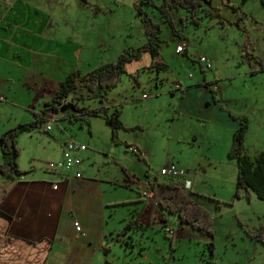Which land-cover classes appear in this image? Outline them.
Masks as SVG:
<instances>
[{"label":"rangeland","instance_id":"rangeland-1","mask_svg":"<svg viewBox=\"0 0 264 264\" xmlns=\"http://www.w3.org/2000/svg\"><path fill=\"white\" fill-rule=\"evenodd\" d=\"M70 1V17H76L79 30L84 29L86 21L97 22L92 29L93 36L101 37L106 43L112 40L117 53L145 42L144 25L135 10L139 0H87L88 7L81 0ZM200 1L218 13L215 18L204 17L196 25L185 20L184 9L172 10L174 26L181 28V35L175 36L166 22L160 23L156 58L143 52L138 60L127 63L125 73L109 91L107 99L79 102L82 108H99L108 114L118 107L119 119L126 128L116 132L118 144L112 142L110 126L102 117L85 114L82 118L88 121L90 134L87 122L76 120L73 114L49 119L42 127L29 132L16 131L17 162L23 170L53 159L60 149V140L72 135L89 145L88 157L83 160L88 162L89 173L121 184L117 190L121 198L125 195L135 200L139 196L136 177L143 182L148 174L156 173L161 181L169 182L159 171L171 164L197 178L198 191H190L194 200L212 213L213 239L180 223L175 214L167 213L168 221H163L159 209L155 219L142 217L139 230L130 229L127 235H118L125 224L121 216L137 214L140 209L126 208L129 205L116 210L112 207V217L106 219V236L92 264H264V240L255 241L244 230L254 232L260 224L264 226V201L254 195L250 200L232 201L236 166L234 159H228L227 152L234 127L215 121L221 104L233 114L247 112L242 114L248 123L247 153L253 155L256 150H264V0ZM57 4L61 5L62 0H57ZM67 5L63 0V10ZM231 5L239 10L233 12ZM143 8L155 22L161 21L154 7ZM65 23L62 21V26ZM178 43H186L182 53L176 52ZM119 54L110 56L111 61L103 58L99 65L115 62ZM202 56L209 60L211 68L200 62ZM157 61L164 65L158 67ZM204 73L208 80L202 86ZM211 79L210 85L207 82ZM176 82H182L191 91L188 100L181 102L179 111L181 91L175 86L172 89ZM212 86L216 89L212 90ZM52 88L57 90V86ZM1 109L0 132L7 124ZM130 146L138 147L143 157L139 159ZM0 160H3L1 149ZM142 182L139 184L143 188ZM161 192V187L156 186L155 197ZM217 196L230 205L220 203L217 208V202L212 199ZM143 203L140 199L133 206L141 208ZM110 228L115 231L109 232ZM211 240L212 251L207 244Z\"/></svg>","mask_w":264,"mask_h":264},{"label":"crops","instance_id":"crops-1","mask_svg":"<svg viewBox=\"0 0 264 264\" xmlns=\"http://www.w3.org/2000/svg\"><path fill=\"white\" fill-rule=\"evenodd\" d=\"M70 3L65 0L68 5L63 10V0L61 5L57 0H0V107L7 120L1 136L32 120V111L39 112L42 107H47L45 102H49L55 92L52 87L58 89L67 75L77 70L85 74L99 66L103 58L111 61L110 56L116 57L120 53L112 47V40L106 43L101 37L93 36L92 29L97 22L86 21L84 29L79 30L76 17H70ZM62 21H66L63 26ZM202 75V81H205L206 74ZM211 81L213 79L207 83L211 85ZM174 86L181 91L179 111L181 102L188 100L191 91H187L188 87L182 82L174 83L172 89ZM205 97L208 98L207 94ZM217 110L219 115L215 121L230 128H235V118H243L242 114L247 113L233 114L222 104ZM64 116L59 111L52 118L57 120ZM86 127L90 134L89 123ZM70 137L75 139L65 135L60 140V149L50 161L62 158L64 143ZM87 147L78 153L81 162L75 174L69 180L57 178L56 189L51 185L56 176L45 169V163L27 170L19 166L22 174L13 179L0 176V182L8 188L0 200V264H92L96 250L106 236V219L112 217V207L116 210V207L129 205L126 208L140 209L137 214L124 213L121 216L124 222L132 217H139L140 221L145 216L155 219L157 209L161 210L158 198L168 181H161L156 173L148 174L146 181L149 177L158 179L152 188L153 198H148L143 195L147 189L145 179L142 182L136 177L139 196L135 200L124 193V198L118 197L121 184L89 173L88 162H83L90 150L89 145ZM95 148L100 151L97 146ZM122 170L125 172V168ZM193 176L190 174L192 191H198L195 187L198 180ZM156 186L162 189L157 197L154 195ZM140 199L144 205L141 208L133 206L135 202L140 203ZM166 214L161 210L163 221L168 219ZM75 221L81 224L83 233L75 231ZM113 231L115 229L110 228L109 232Z\"/></svg>","mask_w":264,"mask_h":264},{"label":"trees","instance_id":"trees-1","mask_svg":"<svg viewBox=\"0 0 264 264\" xmlns=\"http://www.w3.org/2000/svg\"><path fill=\"white\" fill-rule=\"evenodd\" d=\"M83 4H88L87 0H81ZM207 1V0H205ZM143 6H152L162 17L160 22H155L150 14L144 10ZM232 11L237 12L238 7L231 5ZM184 9L186 11L185 20L188 23L199 25L200 19L209 17L213 19L218 13L209 7L203 6L200 0H139L135 3V10L143 23L146 40L136 48L125 49L119 54L115 62H103L93 70L83 74L75 71L67 75L60 83L59 88L54 92L51 100L45 102L47 107H42L39 112L32 111L33 119L28 123L17 125L4 133L0 138V149L3 154V162L0 163V176L13 179L22 174L19 169L17 157L19 150L16 146V131H32L40 128L47 122L54 113L61 111L63 114H70L76 120L88 121L82 116H100L106 124L110 126L112 140L118 144L116 132L126 129L119 119L120 110L116 107L111 113L101 109H86L79 105L87 99H107L109 91L116 86L120 76L125 73L127 63L138 60L143 52H149L152 58L159 55L158 33L161 30L160 23L166 22L172 33L181 35V28H176L173 23L171 11ZM183 22V20H182ZM185 23V22H184ZM179 37V36H178ZM187 46L184 43V50ZM164 63L157 61V66L162 67ZM236 122L231 146L227 152L229 159H234L236 163L235 191L232 201L238 198L248 200L254 195L257 199L264 201V150L255 151L253 155L247 153L245 139L248 130L246 119L235 118ZM129 146V145H128ZM131 147V146H130ZM11 155V156H7ZM63 156V155H62ZM61 159V158H60ZM59 160V159H58ZM54 161V160H52ZM46 169V168H45ZM170 180L162 194L158 198V204L163 213L175 214L180 222L188 224L193 229L202 234L214 237L213 216L211 211L197 203L192 197L193 192L184 190L183 182L179 178L168 177ZM8 188L0 182V200L4 198ZM217 202L216 207L220 208V203L230 205L229 202L213 197ZM229 201V200H228ZM231 201V202H232ZM142 222L139 217H134L125 221L123 227L118 231V235H126L130 229L132 232L139 230ZM240 225H242L239 222ZM245 233L255 241L263 242L264 226L260 224L254 232L244 229ZM120 241V239H119ZM212 251V240L207 243Z\"/></svg>","mask_w":264,"mask_h":264},{"label":"built area","instance_id":"built-area-1","mask_svg":"<svg viewBox=\"0 0 264 264\" xmlns=\"http://www.w3.org/2000/svg\"><path fill=\"white\" fill-rule=\"evenodd\" d=\"M184 50V44L179 43L176 47L177 53H182ZM200 62L206 66V68H211V64L209 60L202 56L200 58ZM203 86L206 85V82L203 80L201 82ZM214 84V83H213ZM212 84V85H213ZM216 86H212V90H215ZM49 119H53L52 116ZM49 128V126H47ZM88 147L85 143L76 141L73 138H69L64 143L63 156L59 160L47 161L45 163V168L47 171H50L55 174L56 179L51 181V185L54 189L57 188V178H63L69 180L72 175H74V171L76 167L80 164L81 158L79 156L80 151L86 150ZM130 149L138 155V158L143 157L144 153L138 148L131 146ZM159 175L163 177H173V178H182L183 180V188L186 191H190L192 189V181L190 179V173L188 171L179 170L176 165L171 164L169 167H162L159 171ZM76 176L79 177L80 174L76 171ZM158 179L154 177H149V180L146 181L143 195L148 198H153L152 188L157 183ZM75 231L78 233H83L81 224L78 221L74 222ZM172 229V228H171Z\"/></svg>","mask_w":264,"mask_h":264},{"label":"water","instance_id":"water-1","mask_svg":"<svg viewBox=\"0 0 264 264\" xmlns=\"http://www.w3.org/2000/svg\"><path fill=\"white\" fill-rule=\"evenodd\" d=\"M45 106H47V105H45Z\"/></svg>","mask_w":264,"mask_h":264}]
</instances>
